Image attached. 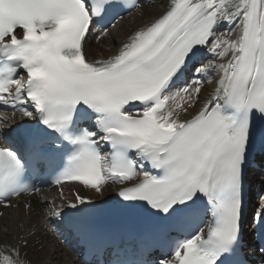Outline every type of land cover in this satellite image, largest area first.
I'll return each mask as SVG.
<instances>
[{
  "label": "snow or ice",
  "instance_id": "1",
  "mask_svg": "<svg viewBox=\"0 0 264 264\" xmlns=\"http://www.w3.org/2000/svg\"><path fill=\"white\" fill-rule=\"evenodd\" d=\"M145 5L156 7L0 0V106L27 118L0 116V206L38 194L41 182L60 188L61 201L65 184L96 193L117 184L109 211L136 227L96 264H264V203L249 209L246 200L255 152L264 151V0H168L114 55L88 59L90 36ZM205 82L213 87L189 115ZM39 203L92 256L114 239L80 223L105 210L79 192ZM0 264L31 261L3 245Z\"/></svg>",
  "mask_w": 264,
  "mask_h": 264
},
{
  "label": "bare ground",
  "instance_id": "2",
  "mask_svg": "<svg viewBox=\"0 0 264 264\" xmlns=\"http://www.w3.org/2000/svg\"><path fill=\"white\" fill-rule=\"evenodd\" d=\"M168 0H155L156 7L145 6L143 13L136 14L137 11H133L135 16H131L127 22H124V19L130 15H125L121 17L117 22L122 20V24L118 30V34L113 37L110 32L108 35H102L97 42L95 39H88L85 45V51L88 54V59H102L107 58L110 55H114L119 47L120 41H122L132 30L147 22L152 16L159 14L164 10ZM131 13V14H132ZM116 22V23H117ZM115 23V24H116ZM120 24V23H119ZM220 31H224L223 28ZM93 45V47H91ZM207 59H211V56H208ZM215 75V73H213ZM213 85L205 82L203 86V91L200 97V103H198L189 113L191 115L195 110L200 107V104L207 98L208 93L211 91ZM7 117L8 122H14L18 120L14 115L7 114L4 115ZM264 181L262 177L258 178L255 181V186L257 190L261 191V195L264 196ZM120 185L109 184L105 187L103 193H96L95 191H88L80 186H76V192H79L82 196H87L90 198H101L110 195L114 190H116ZM55 195L56 198H55ZM53 197V200L57 204L67 203L68 200L74 199L75 195L72 194L69 190L64 192L66 199L61 201L60 195L57 193H51L47 197ZM261 196V197H262ZM261 197L254 199L251 204V209L253 206H258L264 203V200H261ZM45 196L33 198L31 205V210L29 211V219L24 220V209L19 208L18 210L7 209L4 213V216L0 218V246L3 245H18L21 250V258L31 261V264H44L45 261L51 264H80L76 261L74 255L69 251L67 247L63 245L58 236L52 234V229L55 227V224L50 222L46 218L47 210L49 209L48 205H41L39 201ZM44 222H46L44 226ZM25 231V233L23 232ZM26 235L30 236L29 246L24 248L22 245L21 238ZM39 241V243H33L34 241ZM60 261V259H62ZM65 259V260H64ZM61 262V263H60Z\"/></svg>",
  "mask_w": 264,
  "mask_h": 264
},
{
  "label": "rangeland",
  "instance_id": "3",
  "mask_svg": "<svg viewBox=\"0 0 264 264\" xmlns=\"http://www.w3.org/2000/svg\"><path fill=\"white\" fill-rule=\"evenodd\" d=\"M145 6H147V5H145ZM144 9H145V7H144ZM138 13H140V12L137 11L136 14H138ZM134 14H135V13H132V14H130V15L128 16V18L126 17V18L124 19V22H127V20L131 19V18H130L131 16L133 17V16L136 15V14H135V15H134ZM119 23H120V24H119ZM121 24H122V20H121L120 22L118 21L116 24H114L113 27H110V28L108 29V32H110V34H111L113 37H115V35L118 34V30H119ZM119 25H120V26H119ZM91 47H93V45H91ZM259 192H260V194H262L260 190H259ZM48 206H49V205H48ZM47 212H48V210H47ZM43 224H44V226H45L46 222H44ZM23 232L25 233V231H23ZM62 260H63V258L60 259V261H62ZM64 260H65V259H64ZM60 263H61V262H60ZM44 264H51V263L45 261Z\"/></svg>",
  "mask_w": 264,
  "mask_h": 264
}]
</instances>
